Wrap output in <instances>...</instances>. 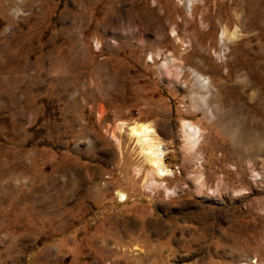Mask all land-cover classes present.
Here are the masks:
<instances>
[{
	"label": "rangeland",
	"instance_id": "374dc122",
	"mask_svg": "<svg viewBox=\"0 0 264 264\" xmlns=\"http://www.w3.org/2000/svg\"><path fill=\"white\" fill-rule=\"evenodd\" d=\"M263 116L264 0H0V264H264Z\"/></svg>",
	"mask_w": 264,
	"mask_h": 264
},
{
	"label": "bare ground",
	"instance_id": "6f19581e",
	"mask_svg": "<svg viewBox=\"0 0 264 264\" xmlns=\"http://www.w3.org/2000/svg\"><path fill=\"white\" fill-rule=\"evenodd\" d=\"M238 34H239L238 27L231 33L229 32V29L224 28L222 30L220 40L222 43H226V41L231 40L232 38H237ZM169 62H170L169 60L165 61L163 63V66L168 65ZM195 76L197 81L199 82L200 87L203 90H207L209 87V79L198 71H195ZM241 87L243 89L245 88L246 90H248L252 87V85H250L249 83H244L241 84ZM201 97H203L202 101L205 102L204 105L206 107L208 106L206 114H208L210 118H213L215 113L214 110L209 107L208 104L209 101L206 100L207 96L205 95ZM229 116H230V124L233 126L237 125V123L235 122L236 118L232 114H229ZM127 127L129 129V133L131 134V136L136 139L137 144L141 148V153L144 156L147 165L149 166L148 174L151 179L149 186H154L156 184L157 178H165L167 176L172 175L173 170L166 164L165 161L166 158L165 156L168 153V150L165 147L164 142L161 140L155 125L150 121H136L132 124H128ZM184 127H185L186 142L189 144L191 151H196L203 138L201 129L188 121L184 122ZM121 128L123 130V127ZM255 130H258L262 132V134H264V116L261 119L252 120L249 125V128H247V130L243 131L242 133L244 134L247 132L252 133ZM139 171L140 170H138V172ZM201 178L202 175H199L198 180L201 181ZM166 191L170 192L171 190L170 188L166 187ZM118 195L121 198V200L127 199V195L124 192L118 191Z\"/></svg>",
	"mask_w": 264,
	"mask_h": 264
}]
</instances>
